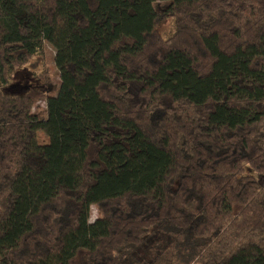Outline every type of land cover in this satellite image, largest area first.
<instances>
[{"label":"trees","instance_id":"trees-1","mask_svg":"<svg viewBox=\"0 0 264 264\" xmlns=\"http://www.w3.org/2000/svg\"><path fill=\"white\" fill-rule=\"evenodd\" d=\"M156 1L0 0V264H264V0Z\"/></svg>","mask_w":264,"mask_h":264},{"label":"rangeland","instance_id":"rangeland-1","mask_svg":"<svg viewBox=\"0 0 264 264\" xmlns=\"http://www.w3.org/2000/svg\"><path fill=\"white\" fill-rule=\"evenodd\" d=\"M166 4L165 1H156L153 5L160 9ZM158 31L162 37L167 38L174 31L172 19L167 18L160 21L157 25ZM46 80H50L53 84L58 85L60 82L59 72L54 63V49L49 43L44 44L43 54L38 57H33L22 68L18 69L8 87L9 92L22 93L29 88H36L47 91L49 86ZM38 116L46 115V102L44 99H38L32 107ZM37 139L40 143L48 141L47 136L42 130L37 132ZM98 210L95 205L90 206L89 221H93L98 216Z\"/></svg>","mask_w":264,"mask_h":264}]
</instances>
